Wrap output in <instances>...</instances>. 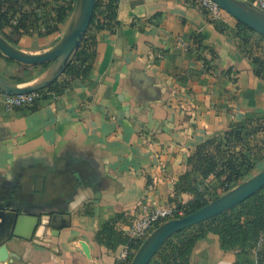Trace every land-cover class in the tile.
I'll list each match as a JSON object with an SVG mask.
<instances>
[{
	"label": "crops",
	"instance_id": "obj_1",
	"mask_svg": "<svg viewBox=\"0 0 264 264\" xmlns=\"http://www.w3.org/2000/svg\"><path fill=\"white\" fill-rule=\"evenodd\" d=\"M119 4L121 27L99 34L90 82H77L36 112L8 111L0 99V192L22 188L28 196L16 206L27 217L22 237L31 234L30 214L42 212L36 197L45 191L51 206L43 212L52 215L45 235L39 230L32 241L14 239L8 247L16 258L0 264H117L124 246L111 250L97 240L103 224L118 221L125 233L137 216L175 205V186L198 146L234 123L264 124V79L202 10L184 0ZM70 18L59 33L25 36L18 47L44 52ZM197 34L209 66L197 58ZM257 139L264 141V133ZM180 200L186 205L192 196ZM236 258L210 235L191 260L234 264Z\"/></svg>",
	"mask_w": 264,
	"mask_h": 264
},
{
	"label": "trees",
	"instance_id": "obj_2",
	"mask_svg": "<svg viewBox=\"0 0 264 264\" xmlns=\"http://www.w3.org/2000/svg\"><path fill=\"white\" fill-rule=\"evenodd\" d=\"M75 4L76 0H0V33L15 46H19L25 36L37 34L48 37L59 33L61 26L72 16ZM94 5L92 23L65 73L49 88L40 91L39 98L33 104L16 110L36 112L71 90L77 82L88 83L92 80L99 34L116 32L121 27L118 21L119 0H96ZM212 23L250 55L258 76L264 79V37L238 21L233 27L225 22ZM7 29L9 32L6 33ZM193 40L197 46L198 60L209 66V61L201 54L207 50L203 37L197 34ZM211 54L214 59L217 58L213 49ZM0 57L16 64L2 55ZM47 67L36 68L41 69L40 74ZM34 77H30V80ZM14 82L19 84L25 80ZM260 132L264 133L263 123L256 124L252 120L234 123L224 134L198 146L189 158L190 170L180 177L175 186L172 202L176 209L183 210L184 216L196 212L252 178L256 170L262 169L264 141L258 142ZM211 179L215 180V185L210 184ZM183 194L192 196L186 205L180 200ZM117 222L114 220L103 224L97 240L111 250L128 245L138 251L141 241L131 239L119 230ZM210 235L218 236L223 251L236 253L234 264H264V188L230 211L176 233L150 264H192L196 245ZM131 260L133 256L117 264H131Z\"/></svg>",
	"mask_w": 264,
	"mask_h": 264
},
{
	"label": "water",
	"instance_id": "obj_3",
	"mask_svg": "<svg viewBox=\"0 0 264 264\" xmlns=\"http://www.w3.org/2000/svg\"><path fill=\"white\" fill-rule=\"evenodd\" d=\"M220 8L231 15L236 21L246 25L257 34L264 37V10L250 0H213ZM96 0H76L70 18L69 26L61 39L44 52L30 53L13 45L0 33V54L24 67H48L39 75L23 83H16L4 78L0 73V94L17 96L40 92L49 88L57 81L72 63L74 56L80 49L87 31L92 23ZM264 188V169L236 188L226 192L220 198L201 208L200 210L183 217L171 219L158 226L141 244L133 257L131 264H150L164 244L176 233L189 229L201 223L218 217L237 207L255 193ZM18 188L17 191L0 192V263H6L16 256L9 251V243L14 239L32 241L39 230L45 235L46 229L51 225L52 215H46L43 210L50 207L49 193L44 192L37 196L36 205L42 211L30 214L33 217L31 234L22 237L20 230L27 217L20 215L16 206L19 201L28 199L25 192ZM38 198V199H37ZM11 208V209H9ZM83 250L90 256V250L82 243Z\"/></svg>",
	"mask_w": 264,
	"mask_h": 264
},
{
	"label": "built area",
	"instance_id": "obj_4",
	"mask_svg": "<svg viewBox=\"0 0 264 264\" xmlns=\"http://www.w3.org/2000/svg\"><path fill=\"white\" fill-rule=\"evenodd\" d=\"M190 5H194L202 10L208 19L212 22H225L227 19H234L226 11L221 9L220 6L213 0H184ZM256 6L264 10V0H250ZM39 98V92H34L30 94H23L17 96H5L0 94V99L6 110L13 111L18 107H23L26 105L33 104L36 99ZM175 205L168 207H157L152 208L148 213L137 216L127 228L125 232L131 239L136 241L144 242V240L151 235V233L161 224L174 219L184 216V211H178ZM179 216V217H177ZM137 250H134L128 245L123 247V251L119 254V260L125 261L130 257H134Z\"/></svg>",
	"mask_w": 264,
	"mask_h": 264
},
{
	"label": "rangeland",
	"instance_id": "obj_5",
	"mask_svg": "<svg viewBox=\"0 0 264 264\" xmlns=\"http://www.w3.org/2000/svg\"><path fill=\"white\" fill-rule=\"evenodd\" d=\"M0 60H2L1 57H0ZM5 64H6V70H4L5 77L10 78L11 80H18V81L19 80H25V81H27L30 79V77L36 76L41 71V69H38L36 67H30V68L27 67L26 68V67L19 65V64L8 63L7 61L5 62ZM26 71H28L29 75L26 73ZM34 72H35V74H34ZM0 73L4 77V75L1 71H0Z\"/></svg>",
	"mask_w": 264,
	"mask_h": 264
}]
</instances>
